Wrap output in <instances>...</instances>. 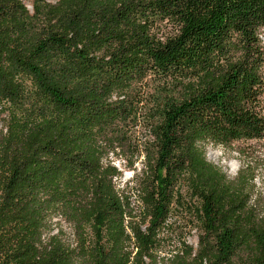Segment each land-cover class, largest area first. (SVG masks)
<instances>
[{"label": "trees", "instance_id": "16d2710c", "mask_svg": "<svg viewBox=\"0 0 264 264\" xmlns=\"http://www.w3.org/2000/svg\"><path fill=\"white\" fill-rule=\"evenodd\" d=\"M29 1L0 0V264H264L253 166L207 156L264 139V0Z\"/></svg>", "mask_w": 264, "mask_h": 264}, {"label": "rangeland", "instance_id": "374dc122", "mask_svg": "<svg viewBox=\"0 0 264 264\" xmlns=\"http://www.w3.org/2000/svg\"><path fill=\"white\" fill-rule=\"evenodd\" d=\"M31 8L30 1L24 0ZM55 2L57 0H48ZM264 38V35H263ZM237 148L242 149L245 155H241ZM207 156L209 160L225 168L231 175L235 176L242 164L248 162L253 166L256 173V184L258 187L264 190V139L261 140H249L239 141L233 144V148H226L222 146H208ZM115 163L123 171L122 182L130 180L134 172L125 167V163L122 159L114 157ZM138 170L141 168L140 161L136 164ZM175 221L173 228H170V232L180 230L183 232V236L186 240L197 247L199 242L200 231L194 226L191 219L182 215L181 211H177L173 216ZM178 228V229H174Z\"/></svg>", "mask_w": 264, "mask_h": 264}]
</instances>
